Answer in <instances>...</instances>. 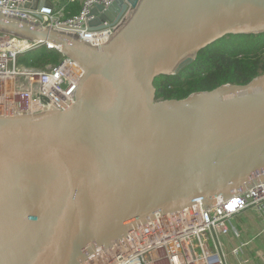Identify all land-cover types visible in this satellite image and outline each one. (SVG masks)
Masks as SVG:
<instances>
[{
    "label": "water",
    "instance_id": "95a60500",
    "mask_svg": "<svg viewBox=\"0 0 264 264\" xmlns=\"http://www.w3.org/2000/svg\"><path fill=\"white\" fill-rule=\"evenodd\" d=\"M88 17L89 31L124 19L92 46L0 13V32L86 70L65 110L0 117V264H82L157 211L264 181V76L183 100H156L154 86L228 35L264 33V0H115Z\"/></svg>",
    "mask_w": 264,
    "mask_h": 264
},
{
    "label": "built area",
    "instance_id": "2783aa9c",
    "mask_svg": "<svg viewBox=\"0 0 264 264\" xmlns=\"http://www.w3.org/2000/svg\"><path fill=\"white\" fill-rule=\"evenodd\" d=\"M29 1L0 0V13L69 32L92 46L106 44L112 29L124 19L112 27L89 31L90 10L96 5L107 7L115 0H80L81 13L70 18L64 17L61 3L31 11L25 8ZM6 35L0 34V117L33 118L63 111L75 103L86 76L80 63L61 53L56 64L48 63L43 68L24 65L20 58L27 52L42 46L55 48ZM251 209L264 220V181L231 197H216L209 206L199 200L176 211H157L155 218L132 226L122 238L98 248L82 264H227L220 237L231 234L241 238L240 231L231 227V220ZM252 243L253 240L243 241L232 250L237 264H253L241 257Z\"/></svg>",
    "mask_w": 264,
    "mask_h": 264
},
{
    "label": "trees",
    "instance_id": "16d2710c",
    "mask_svg": "<svg viewBox=\"0 0 264 264\" xmlns=\"http://www.w3.org/2000/svg\"><path fill=\"white\" fill-rule=\"evenodd\" d=\"M64 17L79 15L80 0H61ZM0 34H6L0 32ZM62 54L47 46L27 52L20 62L43 68L56 64ZM264 76V33L228 35L200 50L194 63L177 75L162 77L154 82L156 100H183L192 94L212 91L226 85H247Z\"/></svg>",
    "mask_w": 264,
    "mask_h": 264
},
{
    "label": "crops",
    "instance_id": "0c3cea01",
    "mask_svg": "<svg viewBox=\"0 0 264 264\" xmlns=\"http://www.w3.org/2000/svg\"><path fill=\"white\" fill-rule=\"evenodd\" d=\"M62 5L61 0H52ZM256 210H248L231 220V227L240 231L242 237L233 235L220 237L223 251L227 256V264H237L238 259L233 256L232 250L243 241L253 240V243L244 249L242 258L249 259L253 264H264V222Z\"/></svg>",
    "mask_w": 264,
    "mask_h": 264
},
{
    "label": "flooded vegetation",
    "instance_id": "af4514ba",
    "mask_svg": "<svg viewBox=\"0 0 264 264\" xmlns=\"http://www.w3.org/2000/svg\"><path fill=\"white\" fill-rule=\"evenodd\" d=\"M134 14H135V11L134 10L130 11L127 21H129L130 19H132L133 16H134Z\"/></svg>",
    "mask_w": 264,
    "mask_h": 264
},
{
    "label": "rangeland",
    "instance_id": "374dc122",
    "mask_svg": "<svg viewBox=\"0 0 264 264\" xmlns=\"http://www.w3.org/2000/svg\"><path fill=\"white\" fill-rule=\"evenodd\" d=\"M10 35V36H9ZM3 36H7L6 34H3ZM8 36L9 37H12V38H16V39H19V40H23V39H21V38H18V37H15V36H13V35H11V34H8ZM41 48V47H40ZM39 49V48H38ZM37 50V49H36Z\"/></svg>",
    "mask_w": 264,
    "mask_h": 264
},
{
    "label": "bare ground",
    "instance_id": "6f19581e",
    "mask_svg": "<svg viewBox=\"0 0 264 264\" xmlns=\"http://www.w3.org/2000/svg\"><path fill=\"white\" fill-rule=\"evenodd\" d=\"M50 47H51V48H53L54 46H53V45H51ZM54 48H55V47H54Z\"/></svg>",
    "mask_w": 264,
    "mask_h": 264
}]
</instances>
